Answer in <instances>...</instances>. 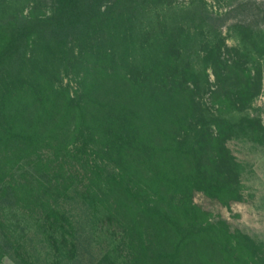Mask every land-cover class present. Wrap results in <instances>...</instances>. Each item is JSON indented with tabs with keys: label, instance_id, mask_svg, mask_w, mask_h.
<instances>
[{
	"label": "trees",
	"instance_id": "16d2710c",
	"mask_svg": "<svg viewBox=\"0 0 264 264\" xmlns=\"http://www.w3.org/2000/svg\"><path fill=\"white\" fill-rule=\"evenodd\" d=\"M158 1L33 0L0 13V260L262 264L260 245L194 195L242 197L227 141L264 142L248 112L263 38L234 22L243 43L228 45L215 27L230 9L172 31L147 63L119 58ZM12 212L33 220L32 235Z\"/></svg>",
	"mask_w": 264,
	"mask_h": 264
},
{
	"label": "rangeland",
	"instance_id": "374dc122",
	"mask_svg": "<svg viewBox=\"0 0 264 264\" xmlns=\"http://www.w3.org/2000/svg\"><path fill=\"white\" fill-rule=\"evenodd\" d=\"M1 1H4V4L0 6V13L4 8L11 13L16 9L26 11L33 0ZM230 9H235L231 14L232 18L227 23L215 27L216 32L226 38V43H243V32L232 27V24L249 22L257 39L263 38L261 44L264 46V0H159L157 3H150L146 10L137 14L131 33L117 45L119 58L127 57V60L138 64L147 63L161 46L172 38V31H193L200 14L216 16ZM197 31H200V28H197ZM204 31H207L206 26ZM260 63L261 87L248 112L260 117L264 126V53L260 57ZM209 78L213 80L211 73ZM227 145L241 163V199L224 206L197 192L194 200L209 211L213 219L226 220L230 229L246 233L258 243L264 264V142L257 143L245 137H234L227 141ZM7 219L12 225H17V229L25 228V232L28 231L32 235L34 223L29 216L12 212L7 215ZM0 264L15 263L4 256Z\"/></svg>",
	"mask_w": 264,
	"mask_h": 264
}]
</instances>
